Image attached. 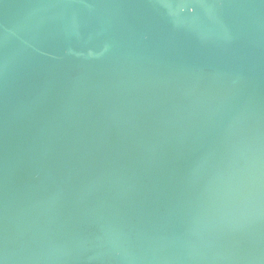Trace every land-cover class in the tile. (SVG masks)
Wrapping results in <instances>:
<instances>
[{
	"label": "water",
	"instance_id": "1",
	"mask_svg": "<svg viewBox=\"0 0 264 264\" xmlns=\"http://www.w3.org/2000/svg\"><path fill=\"white\" fill-rule=\"evenodd\" d=\"M0 264H264V0H0Z\"/></svg>",
	"mask_w": 264,
	"mask_h": 264
}]
</instances>
